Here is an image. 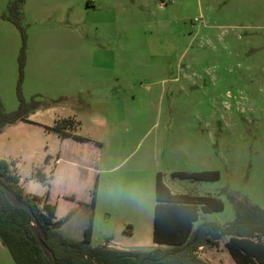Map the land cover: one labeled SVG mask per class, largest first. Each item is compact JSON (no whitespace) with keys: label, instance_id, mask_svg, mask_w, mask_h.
<instances>
[{"label":"rangeland","instance_id":"obj_1","mask_svg":"<svg viewBox=\"0 0 264 264\" xmlns=\"http://www.w3.org/2000/svg\"><path fill=\"white\" fill-rule=\"evenodd\" d=\"M7 1L0 0L5 112L17 106L21 45L19 30L3 18ZM20 26L25 100L68 98L87 134L94 124L85 114L102 115L107 127L116 118L125 164L153 154L161 181L221 200L222 210L206 220L234 218L223 189L264 211V0H23ZM103 98L106 110L94 104ZM27 131L38 137L36 128ZM202 170H216L218 179L170 174ZM73 175L60 188L76 196ZM104 209H96V226L116 234ZM99 243L95 236L90 245ZM0 264H15L1 244Z\"/></svg>","mask_w":264,"mask_h":264},{"label":"crops","instance_id":"obj_2","mask_svg":"<svg viewBox=\"0 0 264 264\" xmlns=\"http://www.w3.org/2000/svg\"><path fill=\"white\" fill-rule=\"evenodd\" d=\"M109 100L103 98L94 104L106 110ZM84 117L94 124L90 134L83 131L81 117L69 103L38 109L28 115L27 121H17L1 130L0 159L10 163L24 193L45 198L47 203L53 204L55 219L66 218L58 228L63 237L80 240L84 229L90 226L89 244L98 236L100 243L97 245L119 249L165 247L163 243L152 241L155 174L160 171L156 157L147 154L125 164L127 155L122 156V145L114 142L117 119L111 118L107 127L104 117L94 111ZM61 118L74 121L71 135L59 136L45 128ZM29 126L37 129L36 139L29 136ZM45 157L48 158L45 160ZM37 169L48 177L47 185L33 177ZM72 173L79 186L76 196L60 188L71 182ZM32 182L38 185L35 191L30 188ZM163 184L171 194L201 195L171 187L164 181ZM100 205L108 208L104 209L105 214L114 215L116 234L106 227L96 226L95 212ZM212 212L218 211L203 212L197 205L198 218L191 222V229L202 218L209 221L204 215ZM227 240L228 236H223L211 245H201L196 254L209 264H236L225 247Z\"/></svg>","mask_w":264,"mask_h":264},{"label":"trees","instance_id":"obj_3","mask_svg":"<svg viewBox=\"0 0 264 264\" xmlns=\"http://www.w3.org/2000/svg\"><path fill=\"white\" fill-rule=\"evenodd\" d=\"M22 2L8 0L3 14V18L19 30L21 45L17 56L18 78L14 90L17 106L9 112L3 111L0 106V132L7 125L27 121L28 115L38 109L69 102L66 97L43 100L33 94L25 100L21 95L20 82L25 59L24 31L20 26ZM73 123L71 118H61L45 128L59 136L71 135ZM170 174L200 181L218 179L216 170L174 171ZM33 177L47 185L48 177L38 169L33 172ZM4 189L25 204L26 208L10 203L4 195ZM222 191L232 203L234 218L223 224L203 220L191 229V222L198 218L197 205L203 212L220 211L223 208L222 202L209 195L171 194L157 173L152 241L166 246L145 249H119L104 244L91 246L90 226L84 229L80 240L63 237L58 228L66 218L55 219L53 204L47 203L45 198L24 193L10 163L0 159V244L15 264H209L197 256V248L211 245L219 238L228 236L225 247L236 264H264V211L245 200L236 199L226 189ZM31 227L38 228L46 251L39 247Z\"/></svg>","mask_w":264,"mask_h":264},{"label":"water","instance_id":"obj_4","mask_svg":"<svg viewBox=\"0 0 264 264\" xmlns=\"http://www.w3.org/2000/svg\"><path fill=\"white\" fill-rule=\"evenodd\" d=\"M3 192H4L5 197L7 198V200H8L10 203H12V204H14V205H16V206H20V207H22V208H26L25 204L20 203L19 201H17V200L15 199V197H14V196H13V195H12L7 189H4ZM27 210L29 211V208H27ZM31 232H32L33 236L35 237V239H36V241H37L39 247H40L43 251H46L47 248H46V246L44 245V243H43V241H42V235L39 233L38 228H37V227H31ZM145 248H146V247H139V249H145Z\"/></svg>","mask_w":264,"mask_h":264},{"label":"built area","instance_id":"obj_5","mask_svg":"<svg viewBox=\"0 0 264 264\" xmlns=\"http://www.w3.org/2000/svg\"><path fill=\"white\" fill-rule=\"evenodd\" d=\"M194 20H197V18H194Z\"/></svg>","mask_w":264,"mask_h":264}]
</instances>
